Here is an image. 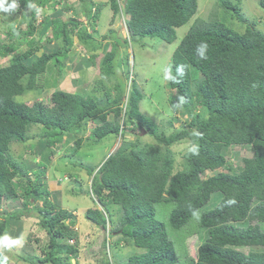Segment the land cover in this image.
<instances>
[{
    "label": "trees",
    "instance_id": "trees-1",
    "mask_svg": "<svg viewBox=\"0 0 264 264\" xmlns=\"http://www.w3.org/2000/svg\"><path fill=\"white\" fill-rule=\"evenodd\" d=\"M63 2L17 0L15 12H0L11 22L21 15L25 27L18 30L16 39L11 33L14 29L4 31L7 42H0V57H8L7 65L0 67V211L5 203L20 206L0 213V237H10L13 223L20 226L21 219L39 217L48 250L37 262L72 264L70 258L78 259V249L58 243V239L77 238L67 232L66 226L67 221L74 223V215L56 204L59 190H47L41 182L54 155L49 148L64 137L61 148L72 142L70 155H74L84 141L82 132L90 124L93 130L88 141L94 145L110 136L120 142L101 164H76L91 178L88 194L104 211L88 209L86 220L103 231L110 225L103 249L114 236L120 238L116 246L131 245L140 250L118 264H264V32L246 21L239 0L237 4L222 2V6L230 20L243 25L241 32L220 19L198 20L190 25L167 66V73L176 80L167 78L165 84L171 92L170 109L176 112L181 108L187 118L181 130L166 136L155 121L141 112L144 95L132 79L128 92L122 82L113 88V96L109 89L99 98L55 89L47 96L50 106L42 102L28 106L22 96L44 91L50 87L48 84L55 86L65 76L64 61L69 60L73 44L86 49L90 59L95 60V53L103 48L102 40L109 42L111 50L101 58L100 67L103 75L113 74V60L122 40L113 30L101 36V41L94 37L97 33H92L93 29L101 30L103 10L111 13V25L123 20L132 43L157 39L171 44L176 40V30L196 14L197 0ZM74 3L81 11L74 9L73 14L68 5ZM258 5L264 11V0H259ZM66 10L74 18H64ZM42 24L51 28L47 37L53 41H49L52 47L45 52H41L44 42L37 35H46L47 27ZM201 41L209 45L207 60L196 55ZM181 65L185 66L183 75L178 72ZM105 87L97 85L94 93ZM181 97L184 103L177 108ZM168 123L172 125V119ZM34 127H40L45 136L50 132L34 148L35 155L40 144L46 148V155L38 154L40 162L32 171L36 184L28 179L31 169L25 167L26 162L15 160L10 151L13 143L33 140L30 129ZM194 131L201 135L194 136ZM141 133L150 141L143 140ZM185 139L190 147L198 145L199 154L187 152L180 170L174 172L175 162L168 148ZM161 145L164 150H160ZM231 147H248L252 152L250 158L241 159L238 169L226 165L225 154ZM209 172L212 176L206 177ZM53 187L57 188L55 183ZM212 200L215 203L209 206ZM182 236L200 240L202 236L205 240L188 255L174 244ZM244 248L248 252L239 250ZM62 250L69 256L63 257ZM104 264L111 263L107 260Z\"/></svg>",
    "mask_w": 264,
    "mask_h": 264
},
{
    "label": "rangeland",
    "instance_id": "rangeland-1",
    "mask_svg": "<svg viewBox=\"0 0 264 264\" xmlns=\"http://www.w3.org/2000/svg\"><path fill=\"white\" fill-rule=\"evenodd\" d=\"M225 1L235 4L237 0H197L196 14L188 24L176 30V40L171 44L161 42L157 39H145L138 44L132 43L127 35L126 26L123 25V20L111 25V13L109 14L107 10H103L100 16V25H102V27H100L101 30H98V32L93 29L92 33H97L94 37L101 41V36L105 35L107 31L113 30L117 33V36L122 42L126 41L125 45L120 41L118 56L113 60V74L110 77L103 75L100 67L101 58L106 51L111 50L108 44L109 42L107 43L106 40H102L101 43L103 48L101 51L95 53V60L90 59L91 54H89L86 49L80 47L78 44V47L73 44L70 55L67 57L69 60L64 61V66H66L64 77L67 78V73L68 75H72V73L75 75H73L70 82H68V86L60 85L57 89L65 90L67 93L71 94H78L81 96L92 95L99 98L102 93H106L109 89L111 91V96H113V88L116 85L121 86L122 82L124 83L126 92H128L130 90V79H132L133 84L136 85L144 95V99L140 104L141 112L155 121L166 136H170L173 132L182 129V122H185L187 118L181 108L177 107L179 109L174 112L170 109L171 107L168 104L171 92H168L165 84L167 80L166 76L168 75L167 66L170 63L172 53L187 33L190 25L198 20L215 22L220 19L226 26L241 32L242 28L240 26L243 25L237 21L230 20V14L223 9L222 2ZM239 1L242 15L246 21L253 23L257 30L264 32V11L258 5L259 0ZM65 2L68 3L66 0ZM78 8L79 10L81 9V7L74 3L70 9L74 14V9L78 10ZM73 14L71 15L73 16ZM64 18H67V16H64ZM22 19L23 17L17 14L16 20L11 22L0 13V42H7L5 38L7 32L4 31L8 29H14L12 32L9 31L14 35L13 39L18 37L16 34L18 30H24L25 28L23 25L24 21H21ZM123 19L125 20L124 17ZM45 26L47 27L48 24H42V27ZM37 35L41 38V42H44L41 52H45L46 48L49 49L52 47L51 43L53 41H51L47 35ZM40 53L37 54L39 55ZM7 59L8 57H0V67H5V65H7ZM78 68L82 69L81 73H78ZM46 74H49V72H46ZM64 77L62 79H64ZM45 79L47 81L49 80L47 76H45ZM54 80L55 79H53V81ZM97 85H105L107 88L101 89L99 93H94L98 90L96 88ZM47 86L53 87L50 84ZM47 92V88H45V91L41 92H30L23 95L22 100L30 106L32 103L39 102L42 99L43 104L50 106L49 103L46 102L48 100ZM110 117L111 116H109V118ZM170 119H172V125L168 123ZM34 128L30 129V131H32L31 135L34 138H32L33 140H30L26 144L13 143L10 146L13 155L25 158L26 165H24L29 168V171L31 169L29 178L31 176L32 179L35 178V175L31 174V172L33 169H37L39 163L38 154L46 155L44 144H40L37 151L35 149L37 155L34 153V148H36L37 144L40 142L43 143L45 141L44 137L50 134V132L47 131L45 136V132H43L40 127ZM92 130L93 126L88 124L86 130L81 134L84 141L80 149L74 155H70V146L72 142H69V145L64 146L63 149H60L59 146L54 147L53 153L55 155L52 158V163L48 167L47 174L45 179L41 182V185L42 187L45 186L46 189H51L55 183V186H57L56 189L59 191L57 192V190H53V188L51 190L57 192L55 195L56 204L61 207L60 210H67L76 218V220L72 219L74 220L73 225H68L67 222L69 221L66 222L68 226L67 232H73L77 236L75 239L72 238L75 244L71 246L79 251L78 259L74 260L70 258L71 263L104 264V261L107 262L108 260L111 264H118L124 261L128 254L132 255L136 251L140 253V250L135 249L131 245L127 247L124 246L125 248L119 247V245L116 246L115 244L120 241V238L114 236L110 237V241L108 242L110 245L107 246L106 249H103L102 243L111 231L110 225L108 226L109 229L103 231L102 228L99 227L97 229L95 225L86 220V211L88 209H95L97 203L96 199L88 194L91 178L87 176L86 171L80 169L76 164L81 163L87 167L99 165L110 153L117 150L120 142L119 139L110 136L101 143L94 145L92 141H88L89 133ZM145 135V133H141V136L144 137L143 140L150 141L149 138H145ZM164 148L165 146L161 145L160 150H164ZM189 148L190 142L187 139L175 143L168 148L174 158V172L180 170L182 163H184V157H186L185 154L189 152ZM42 151L45 152L43 153ZM31 153H33V155ZM251 155L252 152L248 147L245 149L241 147H231L225 154V160L231 164L234 169H238V167L241 166V159L250 158ZM208 175H211V173H208ZM64 177H66L65 180ZM214 203L215 200H212L209 206ZM39 205L41 206V203H39L38 206ZM17 207L20 208L18 203H5L4 207H1L0 213H9V211ZM25 217L26 216H24V218ZM32 218L28 217V219H21L22 224H20V226L13 223L10 238L19 239V244L5 247L0 243L1 258L3 259L4 256L8 257L6 264H30L32 261H35L34 263L32 262V264H41L37 262V259L41 258L48 250V238L44 233L43 227L38 223L40 218ZM1 220L2 218H0V221ZM72 228H74L75 232ZM262 229L264 230V226H262ZM195 239L196 242L194 241ZM58 240L62 243L64 241L62 239ZM204 240L202 236L201 240L199 237L195 238V236H182L176 238L174 244H178L188 255H192L194 249L196 250L199 244ZM239 250L248 252L247 248ZM65 256H69V253L64 251L63 257ZM22 257L25 259H22ZM178 264H182V262L180 261Z\"/></svg>",
    "mask_w": 264,
    "mask_h": 264
},
{
    "label": "clouds",
    "instance_id": "clouds-1",
    "mask_svg": "<svg viewBox=\"0 0 264 264\" xmlns=\"http://www.w3.org/2000/svg\"><path fill=\"white\" fill-rule=\"evenodd\" d=\"M67 1V0H66ZM96 1H98V0H96ZM63 4L65 5L66 4V2H65V0H64V2H63ZM67 6V5H66ZM69 7H72L71 5H68ZM80 7V6H79ZM17 8H18V3H17V0H10V2H9V0H0V12H2V13H6V14H11V13H13V12H15L16 10H17ZM56 8H57V10H59V7L58 6H56ZM40 10L39 9H37V12H39ZM48 14H49V12H48ZM72 13L71 12H69V11H65V14H64V16H67V18H74L72 15H71ZM126 20V19H125ZM37 24L39 25V23L37 22ZM123 25L125 26V24L123 23ZM42 26V25H41ZM39 27H40V25H39ZM41 29H42V27H41ZM50 34H51V28L50 27H47L46 28V35L47 36H50ZM78 47V46H77ZM208 49H209V45H208V43L206 42V41H201L197 46H196V49H195V51H196V55L198 56V58L199 59H201V60H207L208 59ZM185 66L184 65H181L179 68H178V72H179V74L180 75H183V68H184ZM47 75H49V74H46L45 73V76H47ZM166 78H169V79H173V80H176V77L175 76H171L170 74H168L167 76H166ZM55 89H57V87H47V90H48V92H47V94H49V92H53ZM45 91V90H44ZM39 102H42V99L39 101ZM25 103V102H24ZM43 103V102H42ZM184 103V100H183V98L181 97L180 98V100H179V104L178 105H176L177 107H179L180 105H182ZM26 105H27V103H25ZM33 104V103H32ZM29 106V105H28ZM193 135L194 136H200L201 134L199 133V132H193ZM63 140H62V142L61 143H57V145H55V146H53V147H50L49 148V150L51 151V152H53L54 151V147H57V146H59V148L60 149H62L61 148V145L65 142V140H66V138H62ZM15 144V143H14ZM241 148H243V147H241ZM193 155H198L199 154V148H198V145H196V144H192L191 145V147L188 149ZM11 151H12V149H11ZM111 154V153H110ZM55 155V154H54ZM54 155H53V157H54ZM15 156V160H20V161H25L24 159V157H21V156H16V155H14ZM109 156V155H108ZM107 156V157H108ZM106 157V158H107ZM52 160V159H51ZM39 162H40V159H39ZM39 164V163H38ZM101 164V163H100ZM229 163L228 162H226V165H228ZM225 169H227V168H225ZM218 171H221V170H218ZM222 171H224V169L222 170ZM209 173H211V172H209ZM31 174H33L32 172H31ZM212 174L213 173H211V175H205L206 177H210V176H212ZM30 180H32L33 182H35V178L34 179H32L31 178V176H30V178H29ZM44 180V179H43ZM64 180H65V178H64ZM47 185V184H46ZM53 188V190H57L56 188H54V187H51V189ZM50 188H47V190H50V191H52ZM232 202H234V201H229V203H232ZM96 203H97V209H99V210H101L102 212H104L103 211V208L100 206V204L96 201ZM116 207V206H115ZM61 208V207H60ZM33 213H31V215H32ZM196 213H194V215H195ZM30 215V214H29ZM104 215H105V213H104ZM106 216V215H105ZM29 218H32V217H29ZM75 220H76V218H75ZM90 222V221H89ZM68 223V225H73V224H70L69 222H67ZM67 223H66V226H67ZM91 223V222H90ZM92 224V223H91ZM73 229V231L75 232V230H74V228H72ZM67 230H68V226H67ZM76 238V237H75ZM74 238V239H75ZM0 243H2L5 247H7V246H9V245H13V244H19L20 243V240L19 239H12V238H10L9 236H7V235H5V236H3V237H0ZM58 243L60 244V245H68V246H70V245H73V244H75L74 243V240L71 238V239H67V242H66V239L63 241V243L62 242H60L59 240H58ZM70 243V244H69ZM63 251V250H62ZM64 252V251H63ZM7 260H8V257L7 256H4L3 257V259L2 260H0V264H6V262H7ZM75 260V259H74ZM74 264V263H73Z\"/></svg>",
    "mask_w": 264,
    "mask_h": 264
},
{
    "label": "crops",
    "instance_id": "crops-1",
    "mask_svg": "<svg viewBox=\"0 0 264 264\" xmlns=\"http://www.w3.org/2000/svg\"><path fill=\"white\" fill-rule=\"evenodd\" d=\"M100 1V0H99ZM77 71H78V73H81L82 72V69L81 68H78L77 69ZM67 75V78H65L64 77V79H60L57 83H56V85L55 86H53V87H57V88H59V86L60 85H64V86H68V82H70V80H71V78L73 77V75H75V74H73L72 73V75H68V73L66 74ZM51 87V86H50ZM59 90H62V89H59ZM62 91H64V92H66L65 90H62ZM32 154V153H31ZM33 155V154H32Z\"/></svg>",
    "mask_w": 264,
    "mask_h": 264
},
{
    "label": "built area",
    "instance_id": "built-area-1",
    "mask_svg": "<svg viewBox=\"0 0 264 264\" xmlns=\"http://www.w3.org/2000/svg\"><path fill=\"white\" fill-rule=\"evenodd\" d=\"M40 17H42L41 14H39V17H38V21H37L38 23H39L40 20H41Z\"/></svg>",
    "mask_w": 264,
    "mask_h": 264
},
{
    "label": "bare ground",
    "instance_id": "bare-ground-1",
    "mask_svg": "<svg viewBox=\"0 0 264 264\" xmlns=\"http://www.w3.org/2000/svg\"><path fill=\"white\" fill-rule=\"evenodd\" d=\"M67 211V210H66ZM71 246V245H70Z\"/></svg>",
    "mask_w": 264,
    "mask_h": 264
}]
</instances>
